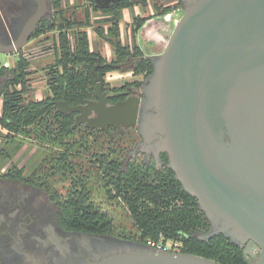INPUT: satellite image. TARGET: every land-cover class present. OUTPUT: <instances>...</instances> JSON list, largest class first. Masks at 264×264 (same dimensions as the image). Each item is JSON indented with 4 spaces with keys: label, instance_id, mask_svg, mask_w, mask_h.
<instances>
[{
    "label": "water",
    "instance_id": "95a60500",
    "mask_svg": "<svg viewBox=\"0 0 264 264\" xmlns=\"http://www.w3.org/2000/svg\"><path fill=\"white\" fill-rule=\"evenodd\" d=\"M14 46L24 47L46 0ZM121 0H96L108 7ZM86 103L56 102L64 115L78 112L111 138L114 127L138 120L140 98L108 104L102 81ZM119 66V65H117ZM162 116L179 179L207 215L222 219L261 248L264 264V0H199L177 25L162 61ZM213 237V233L209 234ZM91 264H223L199 254L149 246L119 252Z\"/></svg>",
    "mask_w": 264,
    "mask_h": 264
},
{
    "label": "flooded vegetation",
    "instance_id": "af4514ba",
    "mask_svg": "<svg viewBox=\"0 0 264 264\" xmlns=\"http://www.w3.org/2000/svg\"><path fill=\"white\" fill-rule=\"evenodd\" d=\"M122 1L127 0H121L118 3ZM157 1L166 5L175 3L182 9L188 10L199 0ZM51 2L52 0H46V12L33 29L28 43L41 27L42 20L53 16ZM116 4L111 3L109 6ZM41 6L42 3L39 0H0V44L14 46L26 31L32 18L40 11ZM28 43L11 53L0 51V100L2 102L9 88V82L11 78H14V69L18 66L19 60L27 58L22 52ZM2 55H9L18 62L14 64L11 59L8 67L3 66ZM150 58L154 72L149 77L143 75V79H136L135 82L142 81L140 86L137 84L127 86L123 92L119 93L121 98L115 102H111L108 98V104H115L129 97L140 98L138 120L135 124L128 128L111 126L112 138L102 128H91L86 123L73 127L74 130H84L90 137L97 133L108 136L109 141L113 143L116 142L117 137H120L122 140L117 147L123 152L126 151L129 157L126 161H121L119 167L122 173L117 176L130 181L136 177L152 178L154 176L137 174L138 171L146 169L156 171L166 166L174 169L162 116L163 55L150 56ZM108 63L124 70L133 69L136 57L128 56L125 60ZM10 74L12 76H9ZM27 74L28 71L25 68L23 79L26 81ZM90 99H97L96 95ZM23 104L26 105V98ZM11 114L13 115V110ZM79 115L78 112L71 115L74 118L73 125ZM5 129L8 133H12L9 129ZM118 152H120L119 149ZM141 153L145 155L144 158H140ZM103 155L109 157L110 152H103ZM152 157L154 161H150ZM96 160L95 163H87L86 167L80 161H49L45 164L40 161L31 173L16 169L14 163L5 165V170L0 168V264H91L106 256L140 246L139 241L115 237L109 233L79 231L65 226L63 215L67 209L64 199L70 194H73V197L76 196L78 202L82 201L104 211L92 199L89 189L92 174L88 171L97 169L107 182L110 181L111 173L109 165L103 164L99 155ZM57 171L68 172L67 175H70L67 179L70 181L71 188L67 189L65 194L57 186ZM131 171H135V174L132 175ZM86 198L89 200L85 201ZM209 218L211 220L209 234L229 231L236 238L243 236L240 231L222 219L214 216ZM198 236L207 240L211 238L210 235L203 238L205 233ZM125 244H134L137 247L129 249L120 247Z\"/></svg>",
    "mask_w": 264,
    "mask_h": 264
},
{
    "label": "trees",
    "instance_id": "16d2710c",
    "mask_svg": "<svg viewBox=\"0 0 264 264\" xmlns=\"http://www.w3.org/2000/svg\"><path fill=\"white\" fill-rule=\"evenodd\" d=\"M90 1L95 10L109 14L102 20L110 22L107 32L110 33V37H114L111 39V43L115 46L116 54L119 57L112 61L119 62L128 56H134L136 57V63L132 69L134 73L149 77L154 72L153 62L136 42L137 34L153 16L165 15L177 5L160 4L157 0H153L156 11L152 15L135 17L133 20L134 47L131 50L128 45L121 43L122 8L134 3L145 6L148 4V0L138 2L127 0L109 7H102L95 0ZM53 3L55 6H60L61 0H53ZM87 14V21L83 22L76 18L67 19L58 12L64 25H62V30L55 41L58 59L51 82L52 96L49 95L45 99L30 102L27 105L23 104L25 94L28 92L26 80L23 79L27 60H19L18 66L14 69V78H11L9 88L3 97L0 123L4 128L14 133L25 132L27 127L42 126L44 120L53 117L54 126L57 124L60 126L58 137L75 132L73 116L60 113L56 102L65 100L70 105H78L84 103L86 99L93 98L97 86L94 67L98 64L100 65L96 72L102 81L104 92L111 102L119 100L121 98L119 93L123 92L127 86L142 84V81L127 82L124 87H112L109 90L105 74L115 67L108 63L100 53L91 49L89 34L86 30L75 31L73 37L70 35V30L75 25L80 28L91 23L90 14ZM57 28L58 21L54 15L44 18L37 32L45 33ZM95 31L99 35H104L106 32L102 27H95ZM12 110L13 115L11 114ZM109 157L103 155L101 158L103 164L109 165L111 173L110 181L107 182V195L112 199L120 198L127 205L139 231V242L149 246V239L157 241L172 239L182 242L181 252L199 254L223 264H252L257 256L254 249L260 248L253 240L250 239L246 245L240 246L223 232L214 235L209 240L198 236L201 230L209 229L211 220L202 208L200 201L185 189L176 170L168 166L156 171L146 169L138 171L137 174L154 175L152 178L141 176L130 181L117 176L122 173L119 167L122 162L115 159L109 160ZM131 172L132 175L135 174V171ZM72 195L70 194L64 199L67 210L64 212L63 222L66 227L91 233H108L113 229L114 221L108 213L99 210L96 206L92 207L82 201L78 202L76 196ZM88 200L89 198L85 199V201Z\"/></svg>",
    "mask_w": 264,
    "mask_h": 264
},
{
    "label": "rangeland",
    "instance_id": "374dc122",
    "mask_svg": "<svg viewBox=\"0 0 264 264\" xmlns=\"http://www.w3.org/2000/svg\"><path fill=\"white\" fill-rule=\"evenodd\" d=\"M52 3L53 0L51 2L52 15H55L57 18L58 28L45 33L37 32L22 52L27 57L26 69L28 74L26 85L28 92L25 97L26 105L30 102L39 101L47 98L49 95H53L51 82L58 59L55 41L62 30V25H64L60 18L61 15L70 20L76 18L79 21L85 22L87 21V13H89L91 23L89 22V24H85L80 28L75 25L71 28L70 35L73 37L75 31L80 29L86 30L89 34L90 46L93 51L100 53L108 62L119 59L116 54V48L111 43V39H114V37H110V33L107 32V29L110 27V22L102 20L108 17L109 14L101 10H95L90 0H61L60 6H55ZM147 3L145 6L134 3L122 8L123 17L120 21L121 43L128 45L131 50L134 47L133 20L139 15L149 16L156 11L153 0H148ZM58 12L61 15H58ZM186 12L187 9L184 10L181 6H175L169 13L155 15L146 22L143 29L137 34L136 42L147 56L164 55L177 25ZM95 27H102L106 30L105 34L99 35L95 31ZM1 58L3 66L7 61L11 63L12 58L9 55H2ZM12 60L14 64L18 62L17 59L13 58ZM142 77L143 74H134L131 68L124 70L119 67H115L105 74V80L109 90L112 87H124L128 80L135 82L136 79H143ZM2 103V100H0V114L2 112ZM59 129L60 126L58 124L54 126L53 117H48L44 120L42 126L33 125L27 127V130H24L25 132L20 133H8L0 123V168L5 170V165L14 163L16 169L22 170L24 173H31L40 161H42V164L49 161H80L86 167L87 163H95L98 155L102 158L101 155L103 152H110L109 160L126 161L129 157L126 151L123 152L121 148L117 147L120 145V140H122L120 137H117L118 139L113 143L109 141L108 136L97 133L90 137L84 130H76L71 134L58 137ZM118 149L120 152H118ZM144 157L145 155L141 153L140 158ZM150 161H154L153 157ZM67 173L57 171L56 175L58 181L57 186L63 194L66 193L67 189L71 188L70 181L67 179L70 175H67ZM88 173L92 174V179L89 181V189L93 201L113 218V229L108 233L115 237H122L138 242L139 231L130 215L127 205L120 198H108L106 191L108 188L107 181L97 169L88 171ZM210 228L211 225L209 229L201 230L199 234L205 233L203 238H207ZM224 234L240 246H244L249 242L245 237L236 238L229 231ZM160 241L167 244H171L173 241L176 242L172 239L167 241L160 239ZM139 243L140 246H146L141 242ZM178 243H180L181 252L183 244L181 241ZM120 247L129 249L137 246L134 244H125ZM254 253L257 256L252 264L260 256L261 249L259 247L255 248Z\"/></svg>",
    "mask_w": 264,
    "mask_h": 264
},
{
    "label": "built area",
    "instance_id": "2783aa9c",
    "mask_svg": "<svg viewBox=\"0 0 264 264\" xmlns=\"http://www.w3.org/2000/svg\"><path fill=\"white\" fill-rule=\"evenodd\" d=\"M9 64H10V61H7L4 64V66L8 67ZM173 242L171 244H167V243H162L161 241H157L155 239H149L148 245L149 247L157 249V250L180 252V243H178L179 241H176L174 243Z\"/></svg>",
    "mask_w": 264,
    "mask_h": 264
},
{
    "label": "crops",
    "instance_id": "0c3cea01",
    "mask_svg": "<svg viewBox=\"0 0 264 264\" xmlns=\"http://www.w3.org/2000/svg\"><path fill=\"white\" fill-rule=\"evenodd\" d=\"M128 82H132V80L131 81L128 80ZM117 87H119V86H117Z\"/></svg>",
    "mask_w": 264,
    "mask_h": 264
}]
</instances>
